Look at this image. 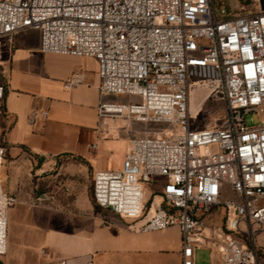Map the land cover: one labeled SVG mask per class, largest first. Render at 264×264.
Wrapping results in <instances>:
<instances>
[{
	"label": "built area",
	"instance_id": "built-area-1",
	"mask_svg": "<svg viewBox=\"0 0 264 264\" xmlns=\"http://www.w3.org/2000/svg\"><path fill=\"white\" fill-rule=\"evenodd\" d=\"M238 2L240 11L230 0H0V46L36 30L45 53L94 58L101 94L137 98L98 108L156 129L130 136L119 167L94 172L93 200L136 232L178 228L182 264L216 238L222 264L264 259V9ZM200 83L223 103L222 124L192 127L190 89ZM5 91L0 83L1 256L18 202L1 177ZM39 116L48 112L28 118ZM216 211L223 224L208 236L203 222Z\"/></svg>",
	"mask_w": 264,
	"mask_h": 264
},
{
	"label": "crops",
	"instance_id": "crops-1",
	"mask_svg": "<svg viewBox=\"0 0 264 264\" xmlns=\"http://www.w3.org/2000/svg\"><path fill=\"white\" fill-rule=\"evenodd\" d=\"M97 70L94 58L43 52L36 30L3 40L1 128L13 158L4 165L2 180L18 202L8 213V250L0 264H182L176 227L136 232L109 210H77L26 188L34 168L42 173L56 164L67 169L85 163L97 170L121 164L134 127L126 118L99 116L107 99ZM74 78L79 82L68 85ZM32 110L48 116L30 122ZM222 224V213L216 211L204 220L203 231L211 236ZM216 239L195 250L194 264H222L217 246L222 239Z\"/></svg>",
	"mask_w": 264,
	"mask_h": 264
},
{
	"label": "rangeland",
	"instance_id": "rangeland-1",
	"mask_svg": "<svg viewBox=\"0 0 264 264\" xmlns=\"http://www.w3.org/2000/svg\"><path fill=\"white\" fill-rule=\"evenodd\" d=\"M245 10L248 12L258 11L264 9V0H241ZM231 6H237L236 11H240L238 0H230ZM197 94L198 106L195 108L192 104V95ZM107 101H119L127 102L133 101L137 98L124 95L106 94ZM189 112L191 116L192 127L204 128L208 126L220 125L224 119V105L221 101L215 99L210 95L209 90L202 83L199 85H193L190 89L189 96ZM256 115L247 116L249 123L257 120ZM115 121L122 118H110ZM128 125L132 124L134 127L133 134L140 136L145 130H154L155 126L152 124L131 121L128 120ZM118 123V122H117ZM130 135V136H131ZM130 138V137H129ZM125 153V151H124ZM122 154V158L124 156ZM12 156L6 149L5 164L8 165L12 160ZM79 167L67 166V169H63L59 164H56L46 171L40 173L35 168L32 169L29 174L26 188L33 191L36 194H45L51 198L57 204L69 206L74 209H82L86 206H92L99 210L98 206L93 200L92 184L93 174L97 170L89 164H78ZM160 181V180H159ZM21 185V184H20ZM159 185L150 184L148 190H159ZM259 264H264V259L261 258Z\"/></svg>",
	"mask_w": 264,
	"mask_h": 264
},
{
	"label": "bare ground",
	"instance_id": "bare-ground-1",
	"mask_svg": "<svg viewBox=\"0 0 264 264\" xmlns=\"http://www.w3.org/2000/svg\"><path fill=\"white\" fill-rule=\"evenodd\" d=\"M197 99H198V96L197 94H193L192 95V104L195 108H197L198 106V103H197ZM127 145H128V142H127ZM127 148V147H126ZM4 164H5V161H4ZM1 177H2V173H1Z\"/></svg>",
	"mask_w": 264,
	"mask_h": 264
}]
</instances>
